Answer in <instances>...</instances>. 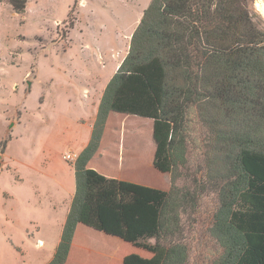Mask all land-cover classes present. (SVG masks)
<instances>
[{"label":"trees","instance_id":"obj_1","mask_svg":"<svg viewBox=\"0 0 264 264\" xmlns=\"http://www.w3.org/2000/svg\"><path fill=\"white\" fill-rule=\"evenodd\" d=\"M28 1L0 0L18 14ZM111 112L152 121L153 165L171 173L168 189L89 165ZM193 120L206 129L208 150L190 188L177 176L188 163ZM74 168L75 194L47 264L67 262L79 224L145 251L118 264H187L182 215L207 191L217 196L210 233L221 248L211 264H264V29L248 1L151 0Z\"/></svg>","mask_w":264,"mask_h":264},{"label":"rangeland","instance_id":"obj_2","mask_svg":"<svg viewBox=\"0 0 264 264\" xmlns=\"http://www.w3.org/2000/svg\"><path fill=\"white\" fill-rule=\"evenodd\" d=\"M150 1L29 0L23 14L0 2V143L9 138L4 154L0 145V264L24 260L18 245L25 253H43L46 258L54 251L57 233L49 222L60 220L64 208L51 202L55 189L44 178H62L75 190L74 170L64 155L77 151V139L86 131L82 117L91 115L101 91L127 55L132 33ZM247 1L264 29V13L257 5L261 0ZM122 116L114 113V118ZM124 118L132 125L126 126L124 140L140 144L147 138L150 119ZM117 120L110 122L105 146L113 144L115 126L120 125ZM191 134L188 163L177 177L178 186L194 188L193 177L200 175L205 164L208 137L197 120L192 121ZM144 144L147 148L150 143ZM96 169L106 171L100 164ZM120 171L118 176L129 181L167 189L171 185V173L144 161ZM38 198L44 208L52 205L51 211L36 208ZM216 204L214 193H199L196 206L182 215L190 247L187 264H211L221 253L210 233ZM108 238L113 249L145 253L130 243L119 247L117 237Z\"/></svg>","mask_w":264,"mask_h":264},{"label":"crops","instance_id":"obj_3","mask_svg":"<svg viewBox=\"0 0 264 264\" xmlns=\"http://www.w3.org/2000/svg\"><path fill=\"white\" fill-rule=\"evenodd\" d=\"M119 65L116 67V70L118 69ZM104 89L101 91L100 97L98 98V102L95 105L94 110L91 109L92 110L91 115L87 119L82 117L83 126L86 127V131L82 132L79 136V139H77V143H76L77 151L72 150V152L78 154V156H79V153L88 145L91 139L93 125L96 119L99 103L103 95ZM114 113H117V112H111L108 117L105 131L102 137L101 145L99 147L97 154L91 160L89 165L96 169V165L100 164L106 170V171H103L105 175L109 177H116V178L124 179L123 177H121V175L118 176V172L120 174L121 172L120 170L123 168L131 167L135 165L136 163H141V161H144L149 167L153 165L154 152H155V142L152 136L153 123L151 120H148L150 127H149L147 138L146 137L143 138V140L140 141V144H137L135 146L129 141L124 140L127 137L126 136V126L129 125L128 122L125 120L126 118L124 117L125 116L132 117V116L119 113L123 115L122 118L121 117L114 118ZM112 119H118L117 121H120V125L115 126L114 133L116 134L113 135V138H114L112 140L113 144L105 146L104 144L107 138L108 127ZM129 126H132V125H129ZM121 138H123V141ZM144 140L147 143H150L147 148H146V144H144L146 143ZM69 162L70 161H68V163ZM75 162L70 163L72 169L74 170V176H75V168H74ZM47 177H48L47 179L43 177L44 181H46L49 187L51 188L54 187L55 189L53 193L50 195L51 202L55 203L56 204L55 206H57L59 209L63 207L64 212L60 220L53 219L49 222L50 227L54 224L53 229L54 231H56L55 233H57L56 234L57 236H56L55 245H54L55 249L52 253L49 254L47 258L44 257L43 253H39V254H37L36 252H32L30 254L25 253L24 250L20 248L18 244H15V245H18L17 248L21 250L20 252H18V255H20L21 258L22 256H24L23 258L24 260L22 262L27 263V264H47L54 257L56 248L59 245V242L61 240L62 231L65 225L68 213L70 211L72 200H73L75 190H76V183H75V190H73L72 188H70V182H67L64 179L58 178V177L51 178L50 176H47ZM163 189H167V188H163ZM34 204L35 206H38L36 208H38L41 211H47V212L51 211L50 206L52 205L50 206L48 205L47 208H44V206L41 204L40 198H38V202ZM55 206L54 208H56ZM50 218H53V216ZM36 222L38 224L37 227L40 228L41 227L40 222L38 221ZM97 236L99 238H102V237H106V238H104L105 240L96 241L95 237ZM108 237L109 236H106L105 234L103 235L100 232L94 231L88 226L79 224L76 229L75 235H74V239L72 242L68 260L65 264H118L119 262H121L123 257L126 255V252H121L118 249H113V244L110 242L111 240ZM117 245L119 247H124L126 244L121 239H119V242L117 243ZM19 259L20 258L18 257V260ZM22 262L19 261V264H22Z\"/></svg>","mask_w":264,"mask_h":264},{"label":"built area","instance_id":"obj_4","mask_svg":"<svg viewBox=\"0 0 264 264\" xmlns=\"http://www.w3.org/2000/svg\"><path fill=\"white\" fill-rule=\"evenodd\" d=\"M65 159L70 161V162H75L78 158V154L72 152V151H69L68 153H66L64 155Z\"/></svg>","mask_w":264,"mask_h":264},{"label":"bare ground","instance_id":"obj_5","mask_svg":"<svg viewBox=\"0 0 264 264\" xmlns=\"http://www.w3.org/2000/svg\"><path fill=\"white\" fill-rule=\"evenodd\" d=\"M259 9L264 13V0H261L258 4Z\"/></svg>","mask_w":264,"mask_h":264}]
</instances>
